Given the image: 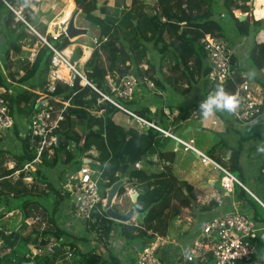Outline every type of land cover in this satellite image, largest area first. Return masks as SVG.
<instances>
[{"label":"trees","instance_id":"trees-1","mask_svg":"<svg viewBox=\"0 0 264 264\" xmlns=\"http://www.w3.org/2000/svg\"><path fill=\"white\" fill-rule=\"evenodd\" d=\"M116 1L120 4L119 8L124 9L120 10L118 16L112 15L105 4L98 6L99 0H75L77 5L83 4L82 18L97 28L95 39L98 47L92 51L84 65L85 75L88 81L102 92H107L105 79L108 75L115 77L117 74L122 76L131 72L138 76H147L154 82L156 89L161 91L160 94H153V99H159L166 104L175 93L167 90L156 77L157 69L150 61L149 47L159 52L160 66L168 61L167 57H169L173 68L182 74L181 77L187 79V86L177 91L179 95L185 96L200 85L205 98L218 86V83L210 80L212 66L206 58L207 54L201 40L205 35H211L223 43H228L226 41L228 39H225V27L222 24L225 18L234 22L241 36H248L251 33L252 36L257 35L264 24L262 19L251 23L249 16L242 21L235 16L234 11L237 9L249 14L252 8L249 6L250 0H157L156 7L144 0H131L130 4H127V0ZM96 10L100 12V15L94 14ZM0 16V51L5 58L9 53L18 56L25 45L22 41L29 38L33 44L36 37L29 34L25 23L15 22L14 14L2 4H0ZM25 19L29 24L33 22L30 15L25 14ZM41 34L44 35V33ZM44 36L59 51H63L71 44L64 34L57 39H53L51 35ZM3 45L5 49L7 48L5 52ZM227 48L229 49L228 44ZM75 52H77L75 59H78L81 50L76 49ZM52 57L53 51L47 45L41 44L34 61L30 62L28 58H24L23 63L17 65L18 70L8 75L12 83L16 84L15 86H12V83H9L0 71V87L11 92L4 98L14 118V126L8 133V141L13 147L19 148L12 152L0 147V168H4L6 155L12 157L11 162L14 164L10 170H4L3 174H0V206H3L5 211L3 216L7 212L11 213L18 209L22 217L16 227L24 229L30 211H39L41 207L47 223L44 229L33 224L35 226L23 236L16 234V228L13 230L14 236L7 230H1L0 264H52L54 256L63 246L66 247V251H72V258L65 259V251L60 257L62 261L58 264H118L110 251L107 255L99 249L84 251L76 243L65 241L70 238V234L57 225L55 215L63 209L61 206L64 207V204L68 202L71 192L67 188L63 193L55 189L48 179L45 168L52 170L56 166L62 167V185L66 186L73 174L71 173L73 167L81 164L80 169L83 160L90 159V163H95L101 171L100 184L104 188V194L105 189L116 183L122 173L128 176L132 187L138 188L134 206L136 211L143 215L138 224H120L110 220L103 211L102 204L93 209L86 224V234L82 236L81 241L87 244L91 238L106 251L109 250V237L115 225L120 231V236L129 246L136 242L150 243L157 237H166L170 222L166 213L172 209L174 217L179 211L173 205V200L178 199L179 207L189 208L195 201V196L191 195V188L187 183L177 179L173 173L175 152L158 149L159 139L163 138L161 133L154 129L138 131L135 122H130L133 119L131 116L107 101L100 102V94L89 85H81L79 77L74 79L72 85L57 82L55 91L49 93L47 86ZM230 59L233 77L220 86L234 94L237 86L243 82L244 72L237 65V56L231 54ZM246 59L261 72L264 69V42H255ZM8 63L10 66L13 64L10 60ZM144 64H147L146 69H142ZM176 80L180 81V78L177 77ZM167 81L169 82V79ZM261 82L259 84L264 87V83ZM23 85L27 87L22 88ZM168 86L170 87V83ZM11 88L16 92L12 94ZM164 91H167L165 99L162 95ZM44 93L53 106L63 109L64 119L61 122V128L54 132L56 136L60 134V142L58 145L56 143L52 145L51 154L47 150L42 152L41 162L35 166V170L25 169V165L32 163L38 153L35 148H32V139L29 135H25L23 128L26 120L35 114L39 107L38 100ZM64 103L68 105L65 106ZM175 105L168 103L167 106L172 111ZM129 107L139 116L148 118L150 112L148 105H130ZM176 108L184 109L182 106ZM225 113L218 112L224 120H227ZM187 116L188 114L183 112L174 117L172 124H169L168 116L162 108L155 112L156 120L165 128L174 126L177 129L178 123ZM254 124L244 126V131L250 130ZM232 129L240 134L237 140L239 146L236 148L229 146L227 141V136L231 135ZM219 135V142L214 144L207 154L246 186V175L240 163L243 143L257 137L260 144L264 145V134L261 135L260 131H256L244 135L243 130L239 131V128L231 125ZM0 143L7 146L2 136H0ZM71 145L77 149L76 153L71 150ZM129 147H134L135 152L125 154ZM124 155L126 161H123ZM259 158L261 162L257 164L258 168L264 164V152L258 151L252 156L254 161ZM140 159H148L149 161H146L150 162L153 170L147 171L140 167L133 169L131 164ZM128 160L130 163H127ZM16 172L19 176L14 179ZM223 176L221 174V177ZM27 177L46 184V187L55 195L51 209L48 206L45 207L46 200L44 202L41 200V197L46 194L39 192L33 194L26 189L24 180ZM123 188H120L118 196L122 195ZM255 194L264 201L263 191L255 190ZM233 201L242 210L248 211L253 220L264 224L262 206L236 183ZM50 244L57 248H49V256L40 258L36 262L32 261L29 256L31 245L45 247ZM52 255H54L53 261L49 262Z\"/></svg>","mask_w":264,"mask_h":264},{"label":"rangeland","instance_id":"rangeland-1","mask_svg":"<svg viewBox=\"0 0 264 264\" xmlns=\"http://www.w3.org/2000/svg\"><path fill=\"white\" fill-rule=\"evenodd\" d=\"M73 1H74V8H73V11H74L75 8L77 7V4H76L75 0H73ZM144 1H146L151 6H155V7L157 6V0H144ZM42 2L43 1H33L32 3H36L33 5L29 1H27L25 3H23V2H20V3H23V5L26 6L25 11L31 12V15H33L34 20H36V18L39 20L40 17L38 16L39 15L38 12L41 13V11H39L38 4H40ZM103 2H105V3H103ZM128 2H131V0ZM55 3L58 4V8L56 11H59L61 8H62L61 9V11H62L63 8L69 3V0H48L47 2H43L42 4L44 5L43 7L45 9L48 8V10H50V6L52 4H55ZM102 4H105L107 6L109 12L114 16H118L120 14L119 13L120 10H124L122 8H119L120 4H118V2L116 0H99L98 6H101ZM249 4H250L249 6L252 7V10L250 9L249 14L244 13L241 10L237 9L234 11L235 16L240 17V15L248 14V16L250 17L251 23L254 20H260V19L264 20L258 13H256L255 6H254V0H250ZM45 5H47V6H45ZM73 11H72V13H73ZM72 13L70 14V16L72 15ZM94 14L100 15V12L98 10H96V11H94ZM82 16L83 15H81V13H80L77 17L76 22H80V24L85 26L84 28L95 30V32H96L97 28L94 27L91 23L84 20L82 18ZM102 16H104V15H102ZM69 17H68V19H69ZM67 20L64 22H67ZM14 21L20 22L17 20H14ZM57 24L62 26L61 32L64 33V26L62 25V22H57ZM222 24L225 27V36H226L225 39H228V40H226L228 43H225V42L224 43L226 46L228 44L230 54L237 56V59H238L237 65L244 72L242 74L243 78H244L243 81L252 80V81H254V83H257V87L260 88V90L264 96V87L261 84H259L260 81H262L261 83H264V74L262 72H259L258 70H256L253 67V65L251 64V62L248 61V59H246L250 48L252 47V45L255 42H264V24L262 25V30L260 31V34L255 35V36H252V33L248 36H241L240 34H238L236 27L234 26V22L231 21L229 18L223 19ZM31 27L33 28V30L27 26L29 34L36 37V41L33 44H31V42H30L31 40L29 38H27L25 41H22V43H24L25 45L23 46L20 55L13 56L12 53H9V55L5 58V57H3L2 52L0 51V71L3 75V77H6V80L9 83H12V81L10 78H8V75L11 72L13 73V72H16L18 70L17 65L20 63H23L24 58H26V59L28 58V60L35 59L37 52L40 49L41 44H43V40H41V38H40V35H42L41 29H39V28L34 29L33 26H31ZM60 34H61L60 32L59 33L56 32V33H53L52 35L60 36ZM80 37H82V36H80ZM77 38H79V37H77ZM77 38H74V39L69 40V41L70 42L74 41ZM95 41H96V39H95ZM70 45L71 44H69L67 47H69ZM96 45L97 46L95 48L98 47L97 43H96ZM67 47H66V49H67ZM2 48L4 49V52L7 49V48L5 49L4 45L2 46ZM94 49L90 50L88 48V50L91 51V54H92V51ZM65 52L66 51H63V53L65 55H67ZM76 53L77 52H74L75 56H77ZM67 58L69 60L71 59L69 55H67ZM149 58H150L151 63H153L157 69L156 77L164 84V86L166 87L167 90L171 91L172 93H175L172 96V98L170 99V101H168V103H170L172 105L176 104L175 105L176 107L182 106V108H184V109L181 110V109L175 107V109H173L171 111L170 110L171 108H169L167 106L168 103L167 104L164 102L162 103L159 99L158 100L153 99L152 95L153 94H160L161 93L160 90H157V92L154 93L153 91H149V89L146 90L147 88L145 89L144 87H138L137 89H135V94L133 95L134 101L132 103V106L148 105L150 107V112L148 113V116H152L154 118H156L155 112L159 108H162L164 113L166 115H168L169 118L176 117L183 112L187 113L188 114L187 118L180 121L181 122L180 124H183V125H180V127L176 131V135H178V136H180L186 140L193 138V140H195V142H196L195 146L199 149V151L207 154L208 150L214 144L219 142V140H220L219 133L224 132L226 127L228 125L231 126L232 124L231 125L226 124L228 121H224V119L222 118V116H220V114H218V112L215 113L213 116L208 117L206 119L202 118L200 113L198 112L199 111V103H200V101H202L204 99V95H202L200 85L196 86L191 92H189L185 96L179 95L177 91H181L182 89H184L187 86L186 85L187 79L185 77H181L182 74H180L177 69L173 68V65L170 63L169 57H167L168 61H165L162 64V66H160V64H161L160 63L161 62L160 54H159V52L152 49L151 47H149ZM9 60L11 63H13L11 66L8 63ZM30 62H31V60H30ZM79 62L80 61H78V64L76 62H73L72 65L75 66L77 68V70L81 72V74L85 75L84 65L86 62L84 64H82V62L81 63H79ZM61 66H64L68 70V76L65 77L63 75H60V74L59 75L61 77H64V78H67L70 80L72 75H74V71H71L70 66H66L64 64H61L60 67ZM60 67H59L58 73H60ZM146 68H147V64L142 65V69H146ZM130 73H125L122 76L117 74L115 76V78L111 75L106 76L105 84L107 87V92L108 93L111 92V86L117 87L121 84H123V85L126 84L128 86L130 84V82H129L130 81ZM48 77L50 78V75ZM177 77L180 78V81L176 80ZM167 79H169V82L167 81ZM82 83H83V80H81V85H83ZM168 83H170L171 88L168 86ZM11 85L15 86L16 84L12 83ZM218 85H223V84L219 83ZM25 87H27V85H23L22 88H25ZM13 88H11L12 91L15 90ZM254 88H255V86H254ZM166 89H164V90H166ZM15 92L16 91H13L12 94ZM166 92L164 91L162 94L164 99L167 96ZM10 93L11 92L0 87V100H2V98H4V96L5 97L9 96ZM112 94L113 93L111 92L110 95H112ZM45 95H46L45 93L41 94V98L38 101L42 100L43 104L46 103V100L42 99L45 97ZM111 99H114V98L111 97ZM38 104H39V106L41 105L40 102H38ZM129 106L130 105L127 104L128 108H130ZM236 112H237V110L235 109L233 111V114H232V112H226L225 115H226L227 119H229V117H230L229 120H234V117H232V116H234ZM132 121L135 122L136 128L138 131L139 130H146L145 127L140 128V125L137 123V121L134 118L130 122H132ZM187 127L201 128V131H198V132L190 131L188 133H185V129ZM235 127L239 128V131L243 130L244 135H246V134L248 135V134H251V133L256 132V131H260L261 135L264 134V120H262V119L257 120V122L253 125V127L248 131H244L245 127L238 125V124H236ZM235 131L236 130H233V129L231 130V135L227 136V141H228L229 146L231 145V146L236 148L239 146L237 140L239 139L240 134L237 133L238 131L237 132H235ZM4 133L5 132H0V136L5 138V140L7 142V146L6 145L4 146V144L1 145V143H0V147L4 150H7V149L11 150L12 152L19 150L18 146L13 147L12 143L10 141H8V135H9L8 133L9 132L8 133L6 132L5 134ZM159 136H161V135H159ZM161 139H166V138H161ZM161 139H159L160 142L158 145V149L159 150H167L168 149V150H173L175 152V161L173 164V166H174L173 167V173L177 179L185 181L187 183L188 187L191 188V191H190L191 195L195 196V201L192 203V206L189 208L179 207L178 199L173 200V202H172L173 205H175V207H177L179 211L177 212V214L174 217H173L174 211L172 209H169L167 211L166 216L169 217V221H170L169 225H171V230L168 229V231L173 230L174 224H179V225L181 224V225H183V228L187 227L186 229L188 231H190L192 229L191 227H194V226L196 227L200 223L202 218H207L208 215L215 214L216 212L222 213L223 211H226V210L228 212L233 208L234 205H236L239 210H242V208L239 207L236 204V202L233 201L234 200L235 182H231V180L229 178H226V176L221 177V174H223V173L220 170H218V167L215 164L208 162V161H204L203 158L198 157L192 151H189V150L186 151L183 146L177 145V143L174 140H171V139L161 140ZM258 145H261V144L258 141L257 137L254 138L253 140L246 141L245 143H243V147H242V151H241V157H240V163H241V165L244 169L245 175H246V177H245L246 186L245 185L244 186L247 190H250L251 193H253V194H255V190H260V188H263V186L259 180L260 177L258 175L259 174V168H258L259 165H257V164H259L261 162L260 158L255 159V161L252 160V156L254 154H256V152H258ZM70 148L74 153L77 152V149L74 146L71 145ZM132 151L135 152L134 147H129L125 154L132 152ZM11 159H12V157H10V155L5 156L4 165H3L4 168L3 169L0 168V174L1 173L3 174L4 170H10L14 166L13 162H11ZM154 159H155V157H154ZM146 160L149 161L148 159H146ZM146 160L140 159L138 162H136L137 167L144 168L147 171L153 170V167L150 164V162H147ZM123 161H126L125 155H124ZM127 163H130V161L128 160ZM82 164H83V162H82ZM80 165L76 164L73 167V169L71 170L72 171L71 173L74 174L75 172H77L79 170ZM89 166L92 169H95V171L99 170V167L95 163H90ZM34 168L32 167L31 170H34ZM61 168L62 167L56 166V168H54L52 170H50L48 168L44 169L47 172V176H48L49 181L55 186L54 187L55 189H57L59 192L63 193L64 189L67 188L71 192V196L68 200V202H70V203L69 204H67L68 202L65 203L64 207L61 206V208H63V209L56 213L55 222L57 223V225L60 228H62V226H65V227L71 226V234H70L71 236L70 237H72V239H75L76 241H80V240H82V236H84L86 234L87 222L74 221L71 218L70 214L66 213V212H69L72 209L73 204H75L73 201L72 190L70 188L71 186L72 187L74 186V183H72V182L68 183L66 186L62 185ZM158 169L160 170L161 167L159 166ZM18 176H19V173L16 172L14 179L15 178L17 179ZM67 177H69V175ZM210 180L213 181L212 185H210V182H209ZM69 181H70V178H69ZM227 181H229V183H226ZM24 183L27 186L26 189H29V192H32L33 194H36L37 192L42 193V194L43 193L46 194L45 196L41 197V200L43 202L46 200L45 201V205H46L45 207L48 206L49 209H51L53 207V201L55 200V195L46 187V184H42L41 182H36L31 177L25 178ZM99 187L101 190L100 192L102 193V197L105 198V194L103 191L104 188H102L101 184L99 185ZM131 188H132V186L129 184V186H127L126 188L125 187L123 188L122 195H120V196L117 195L114 198L112 207L115 211L122 213V214L129 211V209L133 205V202L131 200V197L133 195L127 197V196H125L126 195L125 193L128 192L127 189H131ZM133 188L138 190L137 187L136 188L133 187ZM11 197H13V196H11ZM105 203H106V198L104 200L103 206L105 205ZM242 211H244V213L246 215H250V213L248 211H245V210H242ZM4 212L5 211L3 210V206H0V230H7L11 234L14 233L13 230L16 228L15 229L16 234L23 236V235L29 233L30 230L32 229V227H34L35 225L40 226V228L42 229V225L40 224V222L42 220L46 222V219L43 216L44 212L30 211L29 217L26 221L27 222L26 228H24V229L17 228L16 225L20 222V219L22 217L21 212L17 209L15 211H12L11 213L7 212L3 216ZM37 215L40 216L42 219L40 222H37V223H35V225H33L31 223V218H32V216L34 218ZM141 217H143V215L140 217L133 218L129 224L140 223V220L142 219ZM258 223H263V222H258ZM120 224H122V223H120ZM175 229H176V227H175ZM174 232H176V230ZM164 240L167 241V244L171 243V241L167 240L166 238H164ZM76 241L72 240V242H75V243H76ZM176 241H179V240L176 239ZM145 244H146V242L141 243V245H145ZM52 246H53V244H50L49 246H45V247L46 248H53L54 246L53 247ZM31 247L35 250L37 248L34 245H31ZM31 247H29V248L31 249ZM130 247L134 248L135 244L130 246ZM166 247H167V245L165 247L162 246L160 248L161 250L159 251V253L164 254V252L166 251ZM94 249L103 250V246H100V245L95 246ZM138 250H140V249H137L135 247L134 252H138ZM65 251H66V247H64V246L61 247L59 249V252H57V254H56L57 257L63 256ZM47 253H49V252H47ZM175 253L176 252H173V254H175ZM41 257H42L41 254H38V255L32 254L31 259H32V261L36 262ZM163 259L165 260V258H163ZM257 261H258V255L256 256V263H257ZM56 262L57 261H53V263H56Z\"/></svg>","mask_w":264,"mask_h":264},{"label":"built area","instance_id":"built-area-1","mask_svg":"<svg viewBox=\"0 0 264 264\" xmlns=\"http://www.w3.org/2000/svg\"><path fill=\"white\" fill-rule=\"evenodd\" d=\"M33 1H43V0H0V4L4 5L9 11L14 14V20L25 23L32 30L33 28L29 26L25 19L26 6L23 5L25 2ZM45 1V0H44ZM127 0V4H130ZM23 2V3H20ZM59 36L52 35L53 39H57ZM0 38H1V16H0ZM43 44L47 45L53 51V57L51 61L50 71L48 76L49 84L47 86V91L53 93L55 91V86L57 82H62L65 84L72 85L74 79L79 77L83 80V85H89L101 96L100 102L107 101L111 103L115 108H118L134 118L137 123L140 125V128L145 127L146 130L154 129L157 132L161 133L163 138L174 140L177 145L184 147L186 151H192L198 157L204 159V161L211 162L218 167L226 178H229L231 182H235L243 187L264 209V201L261 200L258 196L251 193L250 190H247L243 183H241L235 176H233L226 168L218 164L213 158L208 154L199 151L195 146L196 142L193 138L186 140L178 135H176L177 129L180 127L178 123L177 129L174 126L165 128L160 125L159 121L152 116L144 118L136 114L132 108H128L127 104L132 105L135 94V89L138 87H144L146 90L157 92L154 82L147 76H138L136 74H130V84L119 86H111V92H102L97 89L91 82L88 81L86 75L81 74L75 66L72 65V61L67 58L63 51H59L53 45H51L45 36L40 35ZM201 44L204 47V50L207 54L206 58L212 66V71L210 72V80L212 82L225 84L228 80L232 79L233 71L231 65V54L225 43L213 38L211 35H205L201 40ZM61 64L71 67V71H74V75L69 79L61 77L59 72V67ZM60 74V75H59ZM51 79V80H50ZM55 81V82H54ZM218 83V84H219ZM255 86V88H254ZM237 97V112L235 113L234 120H224L228 121L226 124H236L241 126H246L249 124H254L257 120H260L264 117V96L257 87V83H254L252 80H245L241 82L235 92ZM113 97L114 99H111ZM46 103H42V100L39 102L41 105L37 108L34 115H32L25 122V127L23 132L25 135H29L32 139V148H35L37 151L36 159L32 163L25 165V169L34 168L38 163L41 162L40 156L44 150L52 153L51 147L56 143L55 131L61 128V122L63 121V109H58L53 106L47 99V95L44 98ZM65 106L68 103H64ZM233 114V112H232ZM168 116V115H167ZM173 118H167V122L172 124ZM237 122V123H236ZM14 126V118L11 116L10 109L7 105V100L2 98L0 100V132H10ZM229 126V125H228ZM143 132L145 130H139ZM4 133V134H5ZM89 162H83L81 168L74 174L70 176L69 183H74V186L70 187L73 194V204L72 209L69 212L71 218L74 221L78 222H87L90 218V215L94 208H97L99 204L103 203L105 198L102 197L100 192V182H101V171H95L89 166ZM35 170V168H34ZM259 177L260 183L263 188H260L264 193V164L259 167ZM223 176V177H224ZM129 186V185H128ZM127 186H125L126 188ZM125 193L128 197L134 195L138 190L127 189ZM124 194V195H125ZM70 208V207H69ZM39 211L43 212V209L40 207ZM40 216H35L31 218V223L35 224L41 221ZM110 219V218H109ZM112 220V219H110ZM113 221V220H112ZM119 223L117 221H114ZM42 229L47 226L45 221H41ZM83 224V223H82ZM62 228L71 234V226ZM197 234L194 235L191 243L186 246L183 243L178 244L179 249H181V257L184 262L190 263H202L206 264H257L256 256L258 255V239L260 233L264 231V224L258 223L253 220L250 215H246L244 211L239 210L236 205L227 212L223 211L222 213L216 212L215 214L208 215L207 218H202L200 223L195 227ZM1 231V230H0ZM8 232V231H7ZM71 236V235H70ZM120 237V231L117 230L115 225L113 230L110 233V240L113 243H116ZM72 239V237H70ZM65 239L66 242L76 241L75 239ZM75 243V242H74ZM2 243L0 242V246ZM76 245L84 251L93 250L95 244L88 241L85 244L83 241H76ZM167 241L163 238L157 237L155 240L150 243L142 245L140 250L137 252V264H162V257L159 253L162 246H166ZM135 249V247H134ZM113 252L118 254L119 249L116 245L113 246ZM179 252V251H178ZM33 255L45 254L44 247H37L36 250L31 247L29 256L32 258ZM123 258H127V252L123 253ZM72 258V251L67 250L65 254V259ZM60 257L58 258V260ZM62 259L59 260L60 263Z\"/></svg>","mask_w":264,"mask_h":264},{"label":"crops","instance_id":"crops-1","mask_svg":"<svg viewBox=\"0 0 264 264\" xmlns=\"http://www.w3.org/2000/svg\"><path fill=\"white\" fill-rule=\"evenodd\" d=\"M47 1L48 0H45V1L43 0V2H47ZM42 3L38 4L39 11H41V13L38 12L39 13L38 16L40 17V18L38 17L39 20L37 18H36V20H34L33 15H31V12L30 11H26V14L30 15L31 19L33 20V22H30L32 25L29 24V23L28 24L30 26H33L34 29L35 28L36 29L37 28L41 29V33H44V35H52L53 33H56V32L57 33L60 32L61 34H63L61 32L62 26L59 25V24H56L57 20L60 17L59 15L61 13V9L62 8L59 11H56L57 8H58V4L55 3V4H52L50 6V10H48V8L45 9L43 7L44 5ZM33 4H36V3H32V5ZM45 6H47V5H45ZM254 6H255V8L257 7L256 0H254ZM251 10H252V8H251ZM76 25L78 27H82V28L85 27L84 25L80 24V22H76ZM258 34H260V32ZM94 38H95V30H92V35L91 36H82V37H79V38L75 39L74 41H71V45L69 47H67V49H64L63 51H66L65 53L70 56V58H71L70 60L72 62H76L78 64V61H80L79 63L82 62V64H84L88 60L90 55H91V51H89L88 48L90 50H92V49H94L97 46L96 45V41H95ZM76 49H80V50L82 49L81 50L82 54H80V56L78 58L79 60L75 59L76 56H75L74 52H75ZM30 60L33 61L34 59L33 60L30 59ZM61 67H60V69H61ZM261 72L264 74V69ZM209 182H210V185L213 184L212 180H210ZM226 183H229V181H227ZM125 196H127V195H125ZM175 227H176V229H175ZM186 228L185 227L183 228V225H181V224L180 225L179 224H174L173 230L169 231L168 235L166 237H160V238H163V239L166 238L167 240L171 241V243L167 244L166 251L164 252V254L160 253L162 259L165 258V260L163 259L164 262L162 261V264H187L186 262H184L183 258L181 257L182 256L180 254L181 253V249L177 250V249H179L178 244L183 243V245L188 246L191 243L194 235L197 234L198 232H196L195 226L191 227L192 229L190 231H188ZM169 229L171 230V225H169ZM174 229L176 230V232H174L175 231ZM176 239L179 240V241H176ZM90 242H93L95 244V246H99L91 238H90ZM109 243H110V245L108 244L109 245V250L108 251H106V249L104 247H103V250L99 249L100 251H102V253L104 255H107L109 253V251H110V253L112 255H114V257L117 259L118 264H137L136 263V261H137V252H134L135 249L131 248L129 245H127L125 240L121 236L118 238L116 243H113L110 240V237H109ZM114 245H116L118 247V249H119L118 254H115V252H113V246ZM53 248H57V247L54 246ZM44 249H45V254L41 257V259L46 257V256H49V253H47L48 252L47 248H44ZM124 252H127V256H126L127 258L126 259L123 258V256H122ZM173 252H176V253L173 254ZM53 256L54 255L50 256V261L49 262L53 261L52 260ZM55 257L57 258V255L54 256V258H53L54 261H58L59 262V260L61 258L59 260L57 258V260H56ZM58 262H56V263L52 262V264H58ZM202 263L206 264L205 262H202ZM257 264H264V232L260 233V236H259V239H258V261H257Z\"/></svg>","mask_w":264,"mask_h":264},{"label":"water","instance_id":"water-1","mask_svg":"<svg viewBox=\"0 0 264 264\" xmlns=\"http://www.w3.org/2000/svg\"><path fill=\"white\" fill-rule=\"evenodd\" d=\"M82 9H83V4L77 5V7L73 11L72 15L70 16V18L67 20V22H62V25L64 26V33L63 34L69 40H72V39L80 37V36H91L92 35V30L87 29V28L78 27L76 25L77 17L81 13ZM247 16H248V14H243V15H240V17H238V18H239V20L242 21V20H245L247 18ZM190 131L198 132V131H201V128L187 127L185 129V133H188ZM59 142H60V134H58L56 136V145H58ZM83 162H89L90 163L91 160L90 159H84ZM131 166L133 169L137 168L136 163L131 164ZM129 184H130V180L128 179V176L125 175L124 173H122L121 178L116 183H114L111 187L105 189L106 203L103 206V211L105 212V214L108 218L112 219L113 221H117L119 223H122V224H129L133 218L142 216L141 214H139L136 211L135 206H134V203L136 202V198L138 196V193H135L131 197L133 205L131 206L129 211H127L126 213H124V214L119 213V212L115 211L112 207L113 200L119 194L120 188L125 187V185L127 186ZM11 235L14 236V233H12ZM141 246L142 245L140 242L135 243V247L137 249H140Z\"/></svg>","mask_w":264,"mask_h":264},{"label":"clouds","instance_id":"clouds-1","mask_svg":"<svg viewBox=\"0 0 264 264\" xmlns=\"http://www.w3.org/2000/svg\"><path fill=\"white\" fill-rule=\"evenodd\" d=\"M237 103V97L234 94L229 93L223 86L218 85L200 101L198 112L202 118L206 119L217 112H233L237 107ZM258 151L264 152V145H258Z\"/></svg>","mask_w":264,"mask_h":264},{"label":"bare ground","instance_id":"bare-ground-1","mask_svg":"<svg viewBox=\"0 0 264 264\" xmlns=\"http://www.w3.org/2000/svg\"><path fill=\"white\" fill-rule=\"evenodd\" d=\"M256 5H257V7L255 8L256 13H258L264 19V0H256ZM73 8H74V1L69 0V3L61 11V13L59 15L60 17L57 20V22L66 21L68 19V17L70 16V14L72 13ZM60 74L67 77L68 76V70L64 66H62L60 69Z\"/></svg>","mask_w":264,"mask_h":264}]
</instances>
